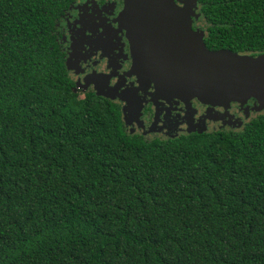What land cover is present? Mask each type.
<instances>
[{
  "label": "trees",
  "instance_id": "16d2710c",
  "mask_svg": "<svg viewBox=\"0 0 264 264\" xmlns=\"http://www.w3.org/2000/svg\"><path fill=\"white\" fill-rule=\"evenodd\" d=\"M74 1L0 0V264H264V115L129 134L69 76L57 33ZM198 6L209 50L264 54V0Z\"/></svg>",
  "mask_w": 264,
  "mask_h": 264
},
{
  "label": "water",
  "instance_id": "95a60500",
  "mask_svg": "<svg viewBox=\"0 0 264 264\" xmlns=\"http://www.w3.org/2000/svg\"><path fill=\"white\" fill-rule=\"evenodd\" d=\"M201 17L198 0H124L118 22L133 57L128 76L137 78L138 90L152 84L156 102L178 100L190 110L197 101L225 111L253 102V111H264V54L209 50L205 32L194 30Z\"/></svg>",
  "mask_w": 264,
  "mask_h": 264
},
{
  "label": "flooded vegetation",
  "instance_id": "af4514ba",
  "mask_svg": "<svg viewBox=\"0 0 264 264\" xmlns=\"http://www.w3.org/2000/svg\"><path fill=\"white\" fill-rule=\"evenodd\" d=\"M123 9L124 0H75L62 17L57 34L76 88L83 93L100 92L118 104L128 133L147 140L168 141L201 131H236L224 126L222 116L230 115L222 109L209 110L197 101L191 103L190 110L178 100L156 102L152 84L147 90H138L137 78L128 76L133 57L126 31L118 22ZM201 18L194 21V30L206 32ZM238 109L233 105L231 114L239 121L230 119L241 130L250 119L244 121Z\"/></svg>",
  "mask_w": 264,
  "mask_h": 264
},
{
  "label": "rangeland",
  "instance_id": "374dc122",
  "mask_svg": "<svg viewBox=\"0 0 264 264\" xmlns=\"http://www.w3.org/2000/svg\"><path fill=\"white\" fill-rule=\"evenodd\" d=\"M177 1H178V3L181 4L183 0H177ZM70 70H72L71 67H70ZM246 108L247 109H243L242 110L239 107V109H238V113H242V116L244 117V121L247 120V119H250L251 120L252 118H256V117H258L260 115H264V111H262L260 113H257V112H255V111L252 110L253 109V103L247 105ZM222 110L224 111L225 114L230 115V118L231 119H235V121H237V122L239 121V119H236V116L235 115H232L231 114V111L233 110V106L231 108H229L228 111H225L224 109H222ZM230 118L227 117V118H224L222 120V121H225V125L224 126L229 125L233 130L239 131L240 130L239 129V125H237V123H236V125H234ZM240 122H242V121H240Z\"/></svg>",
  "mask_w": 264,
  "mask_h": 264
}]
</instances>
